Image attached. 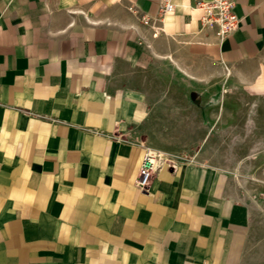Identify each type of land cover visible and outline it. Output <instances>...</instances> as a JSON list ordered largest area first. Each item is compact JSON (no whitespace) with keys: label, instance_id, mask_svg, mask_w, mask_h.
Here are the masks:
<instances>
[{"label":"crops","instance_id":"obj_1","mask_svg":"<svg viewBox=\"0 0 264 264\" xmlns=\"http://www.w3.org/2000/svg\"><path fill=\"white\" fill-rule=\"evenodd\" d=\"M198 1L0 0V264H264L218 164L238 112L264 150V0L224 40Z\"/></svg>","mask_w":264,"mask_h":264},{"label":"rangeland","instance_id":"obj_2","mask_svg":"<svg viewBox=\"0 0 264 264\" xmlns=\"http://www.w3.org/2000/svg\"><path fill=\"white\" fill-rule=\"evenodd\" d=\"M234 94L238 95V105L245 101L243 94L241 95L240 92H235ZM232 117L233 128L236 127V129L242 128V124H245L243 122L248 121L250 126L256 120V116H245L239 112L238 114H233ZM260 118L264 119V115ZM236 129H233L232 159L236 158L237 160L241 159L248 161L235 163L221 161L218 164L221 167L228 168V170L232 172L233 178L242 187V198L245 199L254 209V225L256 231L262 230L264 232V150H258L254 146L248 148L235 145L240 143L241 136L246 134L243 130ZM247 133L251 140V138L254 137V132L249 131ZM223 151L224 148L221 149L222 153ZM252 249L255 251H264V243L256 245Z\"/></svg>","mask_w":264,"mask_h":264},{"label":"built area","instance_id":"obj_3","mask_svg":"<svg viewBox=\"0 0 264 264\" xmlns=\"http://www.w3.org/2000/svg\"><path fill=\"white\" fill-rule=\"evenodd\" d=\"M197 7L202 9L204 16L202 18L203 26L215 30L217 36L224 40L231 36L240 25V19L235 14V2L233 0H199ZM175 10L172 0H162L161 14L165 15ZM151 19L143 18L145 25L151 24ZM160 156L152 150L147 149L139 170L136 185L141 190H147L158 168Z\"/></svg>","mask_w":264,"mask_h":264}]
</instances>
